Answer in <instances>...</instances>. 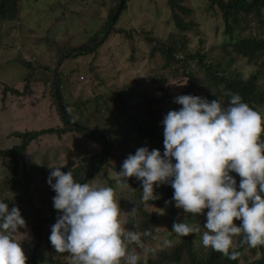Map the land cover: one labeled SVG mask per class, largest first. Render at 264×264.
<instances>
[{"label":"trees","instance_id":"16d2710c","mask_svg":"<svg viewBox=\"0 0 264 264\" xmlns=\"http://www.w3.org/2000/svg\"><path fill=\"white\" fill-rule=\"evenodd\" d=\"M115 1L116 4L110 10L106 22L97 33V35H106L102 43H105L111 36L124 34L132 46L134 43L136 44L135 40L138 36H144V41L148 45L154 44L151 50L152 55L155 51L162 53L163 58L167 61L166 68L175 64L183 65V73L189 78V85L182 95L198 96L197 88H205V94L202 97L209 101L224 97L223 101L227 104L229 96L225 93H238L245 103L264 114V85L260 82L262 73L258 72L245 80L241 74L234 76L232 71H226L227 67L230 69L239 59L247 60L252 65L264 67V0H207L208 10L215 12L217 9L223 21L225 40L221 49L226 53L231 49L232 52L226 64L210 62L206 55L186 54L184 49L178 47V45L183 46L182 44L167 45L157 39L153 32L143 31L140 34L134 29L129 31L125 28H118L117 24L127 10L129 0H124L119 17L111 26L120 4V0ZM20 2L21 0H0V39L7 24L22 19ZM167 7L171 12V23L174 24L178 32L186 33L194 29L195 24L186 20L191 17L192 10L183 4V0H167ZM254 30H257V33L254 34ZM40 40H37L35 45L47 43L51 39L45 37ZM54 42L57 43L54 48V65L31 63L22 57L20 62L24 68L29 70L26 77L16 82L14 86L0 81L1 110L5 107L19 112L22 107L24 108V112L21 113L22 118L14 121L0 118L1 121L4 120L3 126H1L3 134L0 136V201L7 203L10 209L18 207L26 221V227L19 230L16 239L24 248L28 264H32V253L46 222L54 220V225L57 222L56 217L61 215L53 206V197L56 193L47 182L51 172L49 167L46 168L48 159L42 156L43 159L40 157L38 162L32 161L29 164L26 161V157L35 149L36 144L48 142L53 138L62 141L65 146L74 142L81 164L78 163L74 166L71 157H67L63 162L61 158L57 159V156L56 161H61L58 162L59 164H54L53 167L60 166L62 167L61 171L65 173L72 171L74 179L78 181L97 164L107 150L108 135L112 143L111 150L92 177L83 183H90L100 173L106 176H108V171L117 173L121 170V165L128 155L135 154L138 148L147 147L149 150L157 149L162 154L164 152L162 109L155 106L153 108L151 107L152 103H149L146 107L140 108L139 112L133 113L128 98H125L131 93L132 87L137 86L136 84L125 85L115 93L101 95L94 100L88 99L83 103L71 105L64 98L65 83L67 82L68 86H77L83 80L80 77H74V73L78 72L75 71L77 68L70 71L62 68L57 78V91L63 105V110H61L52 88L54 67L65 53L87 44L73 46L67 41L55 40ZM62 42L65 44L64 47ZM98 44L95 46L96 49H85L72 54L65 62L92 54L103 45L99 44L98 46ZM132 50L134 53L136 52L135 49L132 48ZM183 54L186 55L183 57ZM134 58L135 56L131 59ZM189 60L195 61L196 66L204 72V83H200L195 79L194 73L189 71ZM38 68L42 69L40 78L37 76ZM175 70L174 74L179 75V71ZM39 94L42 96L40 106L35 101ZM43 100L47 101L43 102ZM11 101H13L12 104ZM151 102H155V100ZM64 111L67 116L64 115ZM69 119L83 128L75 126ZM7 141H10L11 145H8ZM81 150L84 151L83 154L80 153ZM87 152L89 155L85 154ZM173 162L175 163L174 160ZM37 174L43 175L45 191L42 193H46V200L39 198L36 201L32 194V186L36 181L35 175ZM231 175L237 181L238 188L241 178L234 172ZM128 182L139 206L134 207L137 210L133 212L134 216L129 220V225L121 222L128 231L136 232L139 236L138 242H132L129 245L130 250L138 249L137 253L140 252L138 264H264V246L250 248L247 245H242V235L234 237L237 245L236 250L241 253L237 260H230L211 248L203 247L202 244L197 246L192 235L179 236V239L174 242L170 241L171 239L164 240L158 245V236L161 235L163 224L160 219L173 226V223L178 220L183 222L185 213L182 209L176 208L174 202L166 203L172 201L173 197L174 190L170 184L155 188V193L160 199L143 204L141 202L143 191L141 182L135 177L130 178ZM41 202L47 209L46 213L38 207ZM146 206L156 208L158 213H150L143 208ZM193 218H198L203 225L206 222V212L205 215L199 217L191 215L187 217V219ZM236 223L239 226L241 222L237 221ZM50 234L51 230L46 233V237L37 251L36 264H71L68 253L55 252L49 240ZM147 244L153 246L150 253H147L148 249L145 247ZM251 255L256 256L254 261L250 260Z\"/></svg>","mask_w":264,"mask_h":264},{"label":"clouds","instance_id":"9594fccd","mask_svg":"<svg viewBox=\"0 0 264 264\" xmlns=\"http://www.w3.org/2000/svg\"><path fill=\"white\" fill-rule=\"evenodd\" d=\"M225 95L227 104L222 98L176 96L174 102L182 107L163 119V154L147 147L129 154L116 173V188L129 187L135 177L143 188L141 202L147 204L160 199L156 187L170 184L173 197L166 203L174 202L185 213L171 231L194 235L203 247L237 260L241 253L234 237L242 235L241 244L250 248L264 246V114L238 93ZM48 167L47 182L56 193L53 206L61 213L49 236L55 252L68 253L71 264H138L139 255L129 245L139 236L122 226L116 189L78 183L72 171ZM233 172L241 178L238 188ZM205 212L203 231L200 223L187 220ZM25 227L20 209L0 201V264H28L16 239Z\"/></svg>","mask_w":264,"mask_h":264},{"label":"rangeland","instance_id":"374dc122","mask_svg":"<svg viewBox=\"0 0 264 264\" xmlns=\"http://www.w3.org/2000/svg\"><path fill=\"white\" fill-rule=\"evenodd\" d=\"M115 4V0H21L20 15L22 19L7 24L0 39V81L14 86L16 82L26 77L29 70L24 68L20 62L22 57L31 63L54 65V48L57 45L55 40L67 41L73 46L93 43V49L95 44L99 43L103 45L92 54L77 60L70 59L62 65L61 69L66 71L77 68L75 71L78 72L74 73V77L83 76L84 78L77 86H68V83H65L64 98L67 103L80 104L88 99L94 100L101 95L115 93L125 85L136 84V87H132L131 93L125 96L128 98L133 113L139 112L140 108L146 107L149 103H152L151 107L153 108L155 106L162 109L164 117L171 110H179L182 106L179 107V104L174 102V98L182 95L189 85V78L183 73V65L175 64L166 68L167 61L163 58L162 53L155 51L152 55L151 50L154 44L148 45L144 41V36H138L135 40L136 44L131 46L124 34L111 36L105 43L102 42L106 35H97ZM183 4L192 10L191 17L186 18L187 21H192L195 24L194 29L190 32L180 33L176 30L174 24L171 23V12L167 7V0H129L127 10L121 16L117 26L129 31L137 30L140 34L143 31L153 32L157 39L167 45L182 44L183 46L178 45V47L184 49L186 54L198 53L206 55L210 62L226 64L232 52L231 49L228 53L221 49L225 37L219 11L217 9L215 12L209 11L207 0H183ZM253 32L255 34L257 30ZM45 37H49L53 42H41L42 44L35 45L37 40L41 41L40 39ZM95 41L96 43H94ZM63 45H65L64 42H62ZM132 48L135 49V53ZM186 54L182 56L184 57ZM133 55L135 58L131 59L134 57ZM188 64L189 71L194 73L195 79L204 83L205 74L196 66V62L191 60ZM174 69L178 70L180 74L175 75ZM226 71H232L234 76L241 74L245 80L261 72L260 82L264 85V67L262 65H252L247 60L239 59L230 69L227 67ZM37 76L39 78L42 76V69L38 68ZM197 89L198 96L202 97L205 94V88ZM40 99L42 96L39 94L35 99L39 106L41 105ZM153 100L155 102H151ZM12 103L13 101H11ZM16 106L18 107V105ZM21 110L18 112L15 109L9 110L4 107L1 110L0 108V118L7 121L22 118L21 113L24 112V108L22 107ZM3 121L0 120V136L3 134L1 129ZM2 139L4 140V138ZM7 142L8 145H11L10 141ZM36 145L35 149L31 151L32 153L30 152L26 157L29 164L32 161H40L42 156L48 159V166L59 164L58 162L61 160L65 162L67 157H71L73 165L81 164L74 142L65 146L62 141L53 138L48 142H40ZM80 153L83 154L84 151L81 150ZM85 154L89 155V152ZM57 156V159L61 158V160L56 161ZM49 171H51L50 168ZM35 176L36 181L32 186V194L36 201L39 198L46 200V193H42L45 191L43 175ZM93 182L98 186L112 184L111 187L116 189V201L120 203L122 210L120 219L129 225V220L134 216L132 209L139 206L134 198L132 187L116 188V173L111 171H108V176L100 173L90 183ZM38 207L46 213L47 209L44 203L41 202ZM143 208L152 214L158 213L156 208L148 206ZM160 220L163 224L161 235L158 236V245L164 240L171 239L170 241L174 242L179 239V236L171 231L170 223L163 219ZM187 220L190 223L201 224L198 218ZM53 221L46 222L42 230L45 229V232L48 233ZM203 230L201 224V231ZM45 237L46 234L44 239ZM194 239L199 246L201 244L199 238L194 236ZM145 247L148 249L147 253H150L153 248L151 244H147ZM137 250L135 249L136 253ZM137 254L140 252L138 251ZM255 259L256 256H250L251 261Z\"/></svg>","mask_w":264,"mask_h":264},{"label":"water","instance_id":"95a60500","mask_svg":"<svg viewBox=\"0 0 264 264\" xmlns=\"http://www.w3.org/2000/svg\"><path fill=\"white\" fill-rule=\"evenodd\" d=\"M123 5H124V0H120V4H119V7L116 11V14L114 15L113 17V20H112V23H111V26L113 25V23L118 19L120 13H121V10L123 8ZM96 43V41L94 42ZM93 43L91 44H87L83 47H80L78 49H74L72 51H69L67 53H65L60 59L59 61L57 62L55 68H54V71H53V77H52V88H53V91H54V94L56 96V101H57V104L59 106V108L61 110H63V105H62V102L59 98V95H58V91H57V78H58V75H59V72L61 70V67L62 65L64 64L65 60L71 56L72 54H75L77 52H80V51H83L85 49H90V48H93L94 46H92ZM96 46V44H95ZM64 115L67 116V113L64 111L63 112ZM70 120V119H69ZM71 121V120H70ZM72 124H74L75 126L77 127H80V128H83L82 126H80L79 124L75 123L74 121H71ZM108 139H109V146L107 148V150L105 151V153L103 154V156L101 157V159L97 162V164L90 170L88 171L86 174H84L77 182L78 183H83L84 181L88 180L90 177H92V175L97 171V169L102 165V163L104 162V160L106 159L109 151L111 150L112 148V143H111V139L110 137L107 135ZM47 232V231H46ZM45 232V229L42 230L41 232V235L38 239V241L36 242V245L34 247V250H33V253H32V257H31V262L32 264H36V254H37V251L40 247V245L42 244L43 242V239H44V236L46 234Z\"/></svg>","mask_w":264,"mask_h":264},{"label":"built area","instance_id":"2783aa9c","mask_svg":"<svg viewBox=\"0 0 264 264\" xmlns=\"http://www.w3.org/2000/svg\"><path fill=\"white\" fill-rule=\"evenodd\" d=\"M81 79H82V77H81Z\"/></svg>","mask_w":264,"mask_h":264}]
</instances>
